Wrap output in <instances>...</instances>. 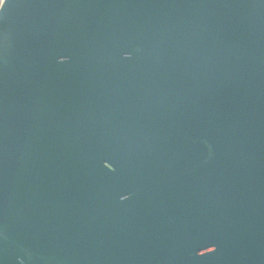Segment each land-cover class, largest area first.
Instances as JSON below:
<instances>
[{"label": "water", "instance_id": "1", "mask_svg": "<svg viewBox=\"0 0 264 264\" xmlns=\"http://www.w3.org/2000/svg\"><path fill=\"white\" fill-rule=\"evenodd\" d=\"M0 264H264V0H4Z\"/></svg>", "mask_w": 264, "mask_h": 264}, {"label": "built area", "instance_id": "2", "mask_svg": "<svg viewBox=\"0 0 264 264\" xmlns=\"http://www.w3.org/2000/svg\"><path fill=\"white\" fill-rule=\"evenodd\" d=\"M3 2H4V0H0V8H1Z\"/></svg>", "mask_w": 264, "mask_h": 264}]
</instances>
